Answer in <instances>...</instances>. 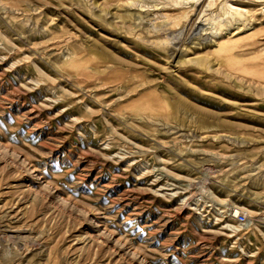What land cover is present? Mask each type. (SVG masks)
Wrapping results in <instances>:
<instances>
[{
  "label": "rangeland",
  "instance_id": "1",
  "mask_svg": "<svg viewBox=\"0 0 264 264\" xmlns=\"http://www.w3.org/2000/svg\"><path fill=\"white\" fill-rule=\"evenodd\" d=\"M175 2L0 0V264H264V0Z\"/></svg>",
  "mask_w": 264,
  "mask_h": 264
},
{
  "label": "bare ground",
  "instance_id": "2",
  "mask_svg": "<svg viewBox=\"0 0 264 264\" xmlns=\"http://www.w3.org/2000/svg\"><path fill=\"white\" fill-rule=\"evenodd\" d=\"M113 1H117V0H104L105 4L109 3V2H113ZM128 1V0H125ZM185 2L190 3L192 6H190L189 8L191 10H196V5L199 2V0H176L175 4L178 5H185ZM227 4V2L224 3L223 6H225ZM202 3H200L199 6H201ZM213 5L212 2L209 3L208 7H211ZM223 10L225 11V14H230L232 17H243V13L241 12V8H239L238 6L233 7L232 5L230 6V8L224 9V7H222ZM197 11V10H196ZM205 21H208L209 23L212 22V18H207ZM238 32L242 31V28L237 27ZM204 31V30H203ZM238 32H234L233 35H231V37L227 38V39H223L222 41H220L218 43V49L216 51H221L224 53H228L229 54V59L231 60L233 56V52L236 49V46L239 42L241 41H250L251 40V36L253 34H248L246 36H241L238 37ZM249 45H254V42H250ZM93 59L90 56H87L86 54H80L77 57H75L73 60L67 62L65 64L66 68L69 69H73V70H77L78 74L82 77L88 78V79H92L94 78V76L96 75L95 72H92L91 70L93 68H96V66H93ZM118 73H114L113 76H117ZM238 210L237 211H233L231 217L232 218H236V216L238 215Z\"/></svg>",
  "mask_w": 264,
  "mask_h": 264
},
{
  "label": "built area",
  "instance_id": "3",
  "mask_svg": "<svg viewBox=\"0 0 264 264\" xmlns=\"http://www.w3.org/2000/svg\"><path fill=\"white\" fill-rule=\"evenodd\" d=\"M236 219H237V221L239 222V223H245L246 221H247V217H246V215H244V214H239L238 213V215L236 216Z\"/></svg>",
  "mask_w": 264,
  "mask_h": 264
}]
</instances>
